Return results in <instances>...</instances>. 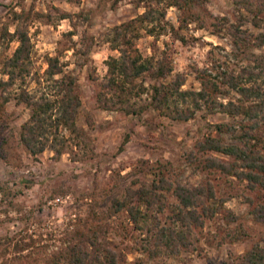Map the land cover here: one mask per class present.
<instances>
[{"label":"rangeland","instance_id":"1","mask_svg":"<svg viewBox=\"0 0 264 264\" xmlns=\"http://www.w3.org/2000/svg\"><path fill=\"white\" fill-rule=\"evenodd\" d=\"M248 1L252 12L238 0L190 4L179 0L180 7L155 0H0V34L3 28L11 32L15 25L27 31L31 71L40 74L45 56L58 55L63 70L75 76L80 99L76 124L87 142L59 156L50 150L32 156L18 143L28 108L14 100L4 105L0 111V264H42L76 243L80 234L91 232L123 264H234L251 245L264 246V224L249 214L251 203L264 201L261 193L248 189L244 181L201 171L203 155L195 151L197 140L209 133L217 135L212 124L237 128L246 122L241 116L199 109L180 122L147 108L138 114L103 109L96 101L106 71L104 61L117 55L105 41V33L147 7L164 9L161 27L154 25L151 34L140 29L133 42L142 56L170 62L169 76L156 82L169 81L179 73L183 88L197 90L196 76L203 71L219 74L246 68L256 72L259 58L264 57V44L257 40L264 33V0ZM12 12L21 13L17 22ZM15 45L14 40L0 37V65ZM143 82L154 80L145 76ZM236 96L220 95L219 100ZM138 102L145 103V95ZM252 133L264 144V125ZM159 169L169 180L189 186L208 181L224 201L210 220L192 232L191 245L177 254L152 258L142 253L144 235L131 229L125 212L114 211L112 202L151 181ZM152 214L168 222L167 210Z\"/></svg>","mask_w":264,"mask_h":264},{"label":"trees","instance_id":"2","mask_svg":"<svg viewBox=\"0 0 264 264\" xmlns=\"http://www.w3.org/2000/svg\"><path fill=\"white\" fill-rule=\"evenodd\" d=\"M162 1L167 7H180L179 0H155ZM193 1L182 0L184 4ZM238 2L252 12L248 0ZM12 17L17 22L21 13L12 12ZM163 17V8L147 7L105 33V41L117 55L104 61L106 71L99 83L97 103L103 109L131 114L147 108L180 122L193 117L199 109L228 117L241 116L246 122L240 123L238 130L235 124H212L217 135L209 133L195 142V151L203 155L199 167L201 171L244 181L248 189L259 191L260 198H264V144L252 133L264 125V57L259 58L256 72L246 68L219 74L203 71L196 76L200 85L197 90L183 88L184 79L179 73L169 81L156 82L169 76L170 62L164 57L142 56L133 40L139 36L140 29L151 34L154 25L160 28ZM0 35L2 39L16 42L0 65V74L4 76L0 78V111L10 100L28 108L29 115L20 124L18 133L23 150L32 156L45 150L59 156L69 147H85L84 134L76 124L80 99L75 76L63 70L64 64L58 55L45 56V68L40 74L31 71L32 43L23 27L15 25L11 32L3 28ZM257 40L263 45L264 33L258 34ZM145 76L154 82L145 85ZM229 93L237 95L234 100H219L220 95ZM142 95L146 102L140 104ZM162 172L159 169L151 181L141 183L127 197L115 198L112 202L114 211L125 212L131 229L144 235L140 239L142 253L152 258L163 253L177 254L191 245L192 232L210 220L224 201L215 195L208 181L189 186L169 180ZM165 210L169 213L168 222H161L152 214L162 215ZM249 214L254 221L264 224V201L251 203ZM42 264L123 263L114 250L97 242L91 232L80 234L76 243ZM234 264H264V246L251 245L235 258Z\"/></svg>","mask_w":264,"mask_h":264}]
</instances>
